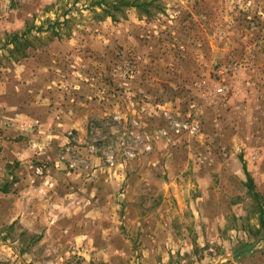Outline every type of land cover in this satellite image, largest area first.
<instances>
[{"label":"rangeland","instance_id":"1","mask_svg":"<svg viewBox=\"0 0 264 264\" xmlns=\"http://www.w3.org/2000/svg\"><path fill=\"white\" fill-rule=\"evenodd\" d=\"M94 1L0 0V264H264V0Z\"/></svg>","mask_w":264,"mask_h":264},{"label":"trees","instance_id":"2","mask_svg":"<svg viewBox=\"0 0 264 264\" xmlns=\"http://www.w3.org/2000/svg\"><path fill=\"white\" fill-rule=\"evenodd\" d=\"M154 3L155 0H95L91 7L95 9V12H97L96 9L101 10V13L98 16H105L112 18L114 21H118L120 19L119 16H125V13L129 9H138L147 16H153L157 13L156 10H160V6H155ZM64 22H68V19ZM29 30H31V28ZM26 33L27 32L25 31L22 34H14L10 44H14L18 47L22 45V40L26 37ZM25 56H27V53H25L24 57ZM247 176V188L256 199H259V193L257 192L254 178L249 172H247ZM258 213H260V224L264 227V207L261 205V202H258ZM237 257H239V255Z\"/></svg>","mask_w":264,"mask_h":264},{"label":"crops","instance_id":"3","mask_svg":"<svg viewBox=\"0 0 264 264\" xmlns=\"http://www.w3.org/2000/svg\"><path fill=\"white\" fill-rule=\"evenodd\" d=\"M18 202H19V207L22 208L24 206L23 201L21 199H18ZM31 208H32V206H30V209ZM17 213H18V215L15 216L16 220L20 219V222H22L23 224L25 222V224L28 225V227H30V229L35 230V227L37 226L38 222H37V218H35L36 216L34 218L31 217V214L33 213L32 210H30V213L28 215H26L27 213H25V212L23 213L19 209L17 210ZM26 219H29L30 221H28Z\"/></svg>","mask_w":264,"mask_h":264}]
</instances>
